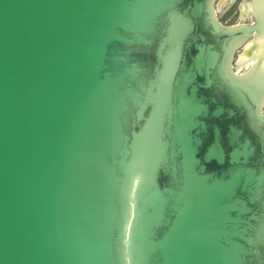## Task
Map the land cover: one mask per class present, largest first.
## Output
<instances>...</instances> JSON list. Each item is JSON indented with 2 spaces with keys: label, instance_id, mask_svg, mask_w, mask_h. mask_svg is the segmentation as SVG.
Here are the masks:
<instances>
[{
  "label": "water",
  "instance_id": "95a60500",
  "mask_svg": "<svg viewBox=\"0 0 264 264\" xmlns=\"http://www.w3.org/2000/svg\"><path fill=\"white\" fill-rule=\"evenodd\" d=\"M249 1L0 0V264H264Z\"/></svg>",
  "mask_w": 264,
  "mask_h": 264
},
{
  "label": "rangeland",
  "instance_id": "374dc122",
  "mask_svg": "<svg viewBox=\"0 0 264 264\" xmlns=\"http://www.w3.org/2000/svg\"><path fill=\"white\" fill-rule=\"evenodd\" d=\"M213 11L217 21L223 26H239L252 22V14L250 10H245L242 0H213ZM251 38L243 44V47L239 45L233 52L231 65L234 71H236L237 61L241 58L242 49L249 43ZM245 72V69L241 71V73Z\"/></svg>",
  "mask_w": 264,
  "mask_h": 264
},
{
  "label": "bare ground",
  "instance_id": "6f19581e",
  "mask_svg": "<svg viewBox=\"0 0 264 264\" xmlns=\"http://www.w3.org/2000/svg\"><path fill=\"white\" fill-rule=\"evenodd\" d=\"M254 39V38H253ZM253 39H251V42L253 41ZM253 58V57H252ZM242 59V58H241ZM254 63L256 62L257 63V65H259L260 67H264V57H260L259 56V58L257 59L256 58V60L255 61H253ZM252 62V63H253ZM253 63V64H254ZM253 64H252V66H253ZM251 66V64H250V62L248 61V60H242V61H240V62H238V65H237V68H235V70L238 72V73H241V71H243L244 69L248 72L249 71V69L252 67H250Z\"/></svg>",
  "mask_w": 264,
  "mask_h": 264
},
{
  "label": "flooded vegetation",
  "instance_id": "af4514ba",
  "mask_svg": "<svg viewBox=\"0 0 264 264\" xmlns=\"http://www.w3.org/2000/svg\"><path fill=\"white\" fill-rule=\"evenodd\" d=\"M244 7H245V10L247 9V10H250V12H251V14H252V21H253V16H254V8H253V6H252V4H251V2L249 1V2H247V3H244ZM252 39V38H251ZM249 43H251V40L249 41ZM248 43V44H249ZM247 44V45H248ZM246 45V46H247ZM241 46V45H240ZM245 46V47H246ZM239 47V46H238ZM241 47H243V44H242V46ZM245 47H244V49H245ZM244 49H242V51H244ZM243 53V52H242ZM253 57V58H252ZM242 58V59H241ZM241 58L237 61V63H236V68H237V65H238V62H240V61H242V60H248L249 62H250V64H253L254 62L253 61H255L256 60V58L258 59L259 58V56H245V55H241ZM253 62V63H252Z\"/></svg>",
  "mask_w": 264,
  "mask_h": 264
}]
</instances>
